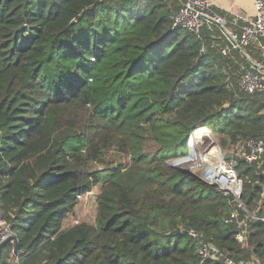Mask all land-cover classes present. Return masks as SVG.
I'll return each instance as SVG.
<instances>
[{"label": "trees", "instance_id": "obj_1", "mask_svg": "<svg viewBox=\"0 0 264 264\" xmlns=\"http://www.w3.org/2000/svg\"><path fill=\"white\" fill-rule=\"evenodd\" d=\"M178 4L0 0V219L19 240L0 264H199L200 238L219 251L206 264L264 262V164L236 160L244 209L172 164L198 130L264 140V94L172 29ZM96 187L95 223L64 227Z\"/></svg>", "mask_w": 264, "mask_h": 264}, {"label": "built area", "instance_id": "obj_2", "mask_svg": "<svg viewBox=\"0 0 264 264\" xmlns=\"http://www.w3.org/2000/svg\"><path fill=\"white\" fill-rule=\"evenodd\" d=\"M254 10V19H246L239 27V31L231 32L226 27V20L214 11V5L210 0H180L179 8L174 14L172 29L189 32L195 36L197 40L201 41L203 43L200 49L201 54H207L208 50H216L222 55H228L233 50H236L240 51L246 57L245 53L249 47L260 46L264 49V0H254ZM208 25H216L220 27L221 34L227 40L228 45L222 48H220L216 42L211 43L210 46L206 45L203 29ZM239 93L245 96L264 94L263 62L253 63L249 68L243 69V75L239 82ZM234 156H236V160L241 159L249 165L261 166L264 164V140L249 139L237 145L235 154L232 155V159L229 160L231 161L229 168L226 166L230 174L233 176L234 181L232 183L234 185L230 186L228 183H225L226 185L223 186L221 183L217 182V179L215 181V184L218 185L228 197L230 195L235 197L242 195L244 186V182L238 179L236 175V160H234ZM224 164L226 165L225 162ZM225 175L226 173L223 171L221 179H223ZM248 183L251 184L253 182L250 180ZM255 184L259 185V181H256ZM90 193L92 192L87 194ZM81 197L82 196L79 198ZM236 203L238 208L244 209L241 202L236 201ZM252 217L257 219L255 215H252ZM234 222L240 226L244 224V222H240L237 211L233 212L230 217L225 220L226 224ZM189 234L195 239L199 238L198 234L192 230L189 231ZM14 235L15 233L12 229V225L7 221L0 219V250ZM237 239L240 242H243L244 233L239 234ZM199 242L201 246V261L199 264H206V260L215 258V256L219 254V251L211 242L205 241L204 238H200ZM11 243L14 244L13 242ZM12 257L14 259H17L18 257L14 254V249ZM250 264H264V262L254 260V262Z\"/></svg>", "mask_w": 264, "mask_h": 264}, {"label": "rangeland", "instance_id": "obj_3", "mask_svg": "<svg viewBox=\"0 0 264 264\" xmlns=\"http://www.w3.org/2000/svg\"><path fill=\"white\" fill-rule=\"evenodd\" d=\"M179 2H180V0H178V3ZM178 7H179V4H178ZM234 73H235V70H234ZM238 75L241 77V72L240 73L238 72ZM198 132H200V134L197 137H200V138L196 139L194 137V134H192L190 137V140H189L190 153H189V155L187 157L181 158L179 160H174L172 162V164L176 167H180V168L186 169L189 172H192L195 176L202 179L204 182H206L210 185H213V184H215V181L214 180L210 181L206 175L214 166L213 167L214 172H213L211 177H213L214 179L219 177L220 168L217 167L218 164L220 166H222L221 171H226L229 174L230 172H229L228 168L231 164L230 163L231 161H227V156L229 154L234 155L237 146H228L224 149L221 145L220 140H219V138H220L219 136L214 135L208 129L207 130H198ZM212 142H214V143H212ZM214 147H215V150L218 152V155L216 156V160H218V161H216V160L212 161V159L211 160L208 159V161L205 160L202 162L201 161V155L203 153L204 154L207 153L208 151L209 152L212 151V149ZM221 158H222V161L220 163H217V162H219V160ZM114 160H117L119 162H123V163L127 164V159H125L124 157H121V156L114 157ZM234 160H236V156H234ZM224 162L226 163V165L224 164ZM100 191H101V188L96 187L95 189H93L92 193L84 195L81 198H79V201H78L79 204L76 206L74 212L66 218L64 227H71V226L77 225V223L79 224L81 222L94 224L95 220H96V216H97V198L100 194Z\"/></svg>", "mask_w": 264, "mask_h": 264}, {"label": "crops", "instance_id": "obj_4", "mask_svg": "<svg viewBox=\"0 0 264 264\" xmlns=\"http://www.w3.org/2000/svg\"><path fill=\"white\" fill-rule=\"evenodd\" d=\"M214 5V9H217L222 13L221 17L226 20V27L231 32L239 31V27L243 24L246 19H254L255 10H254V0H210ZM178 2V0H177ZM209 31L212 34L213 42H216L220 48L228 45L227 40L221 34V28L216 25H208ZM216 51V50H215ZM222 57L231 59L233 62V69L235 73L232 75L239 80L241 77L238 75V72H241L243 75V69L249 68L253 63L263 62L264 63V49L260 46H252L246 50V57L240 52L233 50L228 55H222L220 52H216ZM243 58L245 62L241 60ZM249 63V66L247 65ZM239 76V79H238Z\"/></svg>", "mask_w": 264, "mask_h": 264}, {"label": "bare ground", "instance_id": "obj_5", "mask_svg": "<svg viewBox=\"0 0 264 264\" xmlns=\"http://www.w3.org/2000/svg\"><path fill=\"white\" fill-rule=\"evenodd\" d=\"M200 134V132H198L197 133V135L196 136H198ZM204 136V135H203ZM197 138H200V137H197ZM196 138V139H197ZM202 138V137H201ZM203 139V138H202ZM209 139V138H208ZM200 141V140H199ZM200 143V142H199ZM212 143H214V142H212ZM203 144V143H202ZM201 145V144H200ZM218 155V152L215 150V147L212 149V151H208L207 153H203L202 155H201V161L203 162V161H205V160H207L208 161V159L209 160H211L212 159V161H215L216 160V156ZM225 157V156H224ZM216 161H218V160H216ZM222 161V158L219 160V162H217V163H220ZM205 165V164H204ZM207 165V164H206ZM214 167V166H213ZM213 167H212V169L208 172V174L206 175L207 176V178L211 181H216V179H217V182H219V183H221L223 186H225L226 184L225 183H228L230 186H232V185H234L232 182L234 181V179H233V176H232V174H228V172H226V171H224L225 173H226V175L223 177V179H221V176H222V172L223 171H221V169H222V166H220L219 164H218V168H220V175H219V177H217L216 179H214L213 177H211L212 176V174H213V172H214V169H213ZM217 175V174H216ZM202 177V176H201ZM205 177V176H204ZM206 178V177H205Z\"/></svg>", "mask_w": 264, "mask_h": 264}, {"label": "water", "instance_id": "obj_6", "mask_svg": "<svg viewBox=\"0 0 264 264\" xmlns=\"http://www.w3.org/2000/svg\"><path fill=\"white\" fill-rule=\"evenodd\" d=\"M215 23V22H214ZM218 25V24H217ZM226 108V106L224 107ZM232 159V155L229 154L227 156V160H231ZM237 167V164H235V168ZM228 199L232 202V201H238V202H241V195L239 197H235V196H232L230 195L228 197ZM181 232V229H177L176 231L172 232L170 235L171 236H175V235H178L179 233ZM13 242L14 243V254L16 256H18L19 254V240H18V237L16 235L12 236L4 245L3 247H5L7 244Z\"/></svg>", "mask_w": 264, "mask_h": 264}]
</instances>
